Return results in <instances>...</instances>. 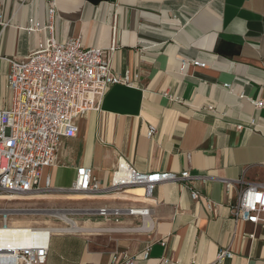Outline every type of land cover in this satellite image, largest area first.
Masks as SVG:
<instances>
[{
  "label": "crops",
  "instance_id": "obj_1",
  "mask_svg": "<svg viewBox=\"0 0 264 264\" xmlns=\"http://www.w3.org/2000/svg\"><path fill=\"white\" fill-rule=\"evenodd\" d=\"M54 1L58 41L113 49L112 69L129 73L135 86H112L100 110L75 119L77 135L62 138L57 165L44 170L54 190L46 200L151 214L146 222L94 214L102 220L90 228L72 219L78 231L53 234L47 264H117L115 255L135 264H215L221 249L233 253L222 264H264V222L236 220L233 211L243 189L264 185V107L249 101L264 102V0ZM49 7L46 0H0V109L12 99L7 59L27 57L48 37L26 28L31 20L46 24ZM192 60L206 67L183 69ZM121 158L141 173L189 171L191 178L161 183L151 196L143 187L73 193L78 167L110 185ZM143 227L150 229L133 230Z\"/></svg>",
  "mask_w": 264,
  "mask_h": 264
},
{
  "label": "built area",
  "instance_id": "obj_2",
  "mask_svg": "<svg viewBox=\"0 0 264 264\" xmlns=\"http://www.w3.org/2000/svg\"><path fill=\"white\" fill-rule=\"evenodd\" d=\"M50 3L49 20L41 25L31 20L29 32H47L38 48L27 57L7 59L10 69L6 83L11 91V104L0 109V193L35 194L53 190L51 176H44V170L53 168L59 160L62 138L74 137L78 127L74 121L98 111L105 93L114 85L134 87L129 73L121 75L111 66L113 49L85 47L78 38L60 42L56 38L55 23L57 9L54 0ZM1 58V57H0ZM188 64L206 67V63L192 60ZM230 88V85H226ZM244 98V95H241ZM249 101L255 107H264L263 101ZM241 129V127H238ZM156 127L150 126L147 136L152 138ZM189 171L182 173H141L124 159L119 160L110 185L93 175L89 166L78 167L72 191L75 193H117L135 187H143L146 194L153 195L156 187L164 182L176 183L190 179ZM227 190L233 187L225 182ZM194 200L200 199L193 191ZM208 208L215 203L209 201ZM236 220L258 224L264 222V185H249L241 192L233 207ZM151 210L129 207L123 209L101 208L97 215L104 219L112 217L119 222L123 216L140 217L149 221ZM3 222V226L10 225ZM150 228H134L144 231ZM28 234L33 237L30 244L19 245L13 241L0 243V264H47L53 232L47 227H31ZM149 252L144 255L147 260ZM233 257L229 250L221 249L215 264H222ZM113 257L117 264H135L134 259ZM159 264H181L163 259Z\"/></svg>",
  "mask_w": 264,
  "mask_h": 264
},
{
  "label": "rangeland",
  "instance_id": "obj_3",
  "mask_svg": "<svg viewBox=\"0 0 264 264\" xmlns=\"http://www.w3.org/2000/svg\"><path fill=\"white\" fill-rule=\"evenodd\" d=\"M54 191V190H53ZM65 192V191H64ZM72 193L70 191H66ZM75 193V192H73ZM14 194L0 193V214L13 215L11 218L15 222L23 224H36L40 227H70L58 215H66L71 220L79 222L83 227H92L91 223L96 219H101L97 211H88L86 201H71L59 199L54 201L46 200L50 194L35 193L34 195L16 194L17 197H9ZM23 210V211H22ZM38 210V211H32ZM92 214V215H91ZM104 219V218H103ZM102 220V219H101ZM2 216H0V223ZM90 223V224H89ZM90 231H81L79 234L89 235Z\"/></svg>",
  "mask_w": 264,
  "mask_h": 264
},
{
  "label": "bare ground",
  "instance_id": "obj_4",
  "mask_svg": "<svg viewBox=\"0 0 264 264\" xmlns=\"http://www.w3.org/2000/svg\"><path fill=\"white\" fill-rule=\"evenodd\" d=\"M24 195H29V194H24ZM17 196L18 195H12L9 197H17ZM0 216H2V222H5V220H7L6 222L10 224L9 227L0 225V243L1 242L10 243L13 241L14 243H17L19 245H27L32 242L33 237L29 235L27 231L31 227L15 226L14 225L15 221L13 222L11 218L13 216L12 214L11 215L0 214ZM58 217L62 219L65 223L69 224L70 227H60L59 229L47 227L48 229H51L53 233H73L78 231V228L75 225V223H73V221L70 218H68L66 215L61 214L58 215ZM36 227H40V226H36Z\"/></svg>",
  "mask_w": 264,
  "mask_h": 264
}]
</instances>
